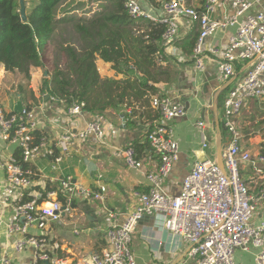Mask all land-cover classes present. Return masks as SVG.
Segmentation results:
<instances>
[{
    "label": "built area",
    "instance_id": "built-area-1",
    "mask_svg": "<svg viewBox=\"0 0 264 264\" xmlns=\"http://www.w3.org/2000/svg\"><path fill=\"white\" fill-rule=\"evenodd\" d=\"M264 0H204L200 7L188 5L186 0H168L156 11L146 8L140 0H126L125 8L136 20L150 19L166 25L163 40L172 46L176 40L182 19H188L197 26L193 39L192 58L196 71L205 68L206 40L214 37L221 28L236 27L225 45L213 50L219 57L220 78L234 81L238 76L236 65L247 63L245 74L233 82L223 101L224 125L230 135L229 144L222 156L225 172L218 159H205L195 163L184 177L176 194H169L164 183L170 176L180 157L179 143L174 136L173 122L186 115L187 109L167 94L152 97L151 106L158 117L153 127L146 132L148 150L157 156L158 165L146 173V191H135V208L122 223H113L105 229L107 245L94 251L80 261H69L56 254L61 246L52 242V224L60 223L71 215L72 198L80 194L86 198H99L100 193L85 188L71 175L61 178V191L71 195L65 200L55 197L39 200V194L32 190L36 172L33 163L39 159L49 160L53 169L59 170L63 153H69L80 142L91 140L99 144L105 139V129L98 119L88 121L79 129H66L57 140L46 136L37 138V113L33 107L6 111L0 102V138L16 146L20 158L15 154L0 156V170L5 174L3 203L12 205L7 218L0 213V225H4L10 236H14L15 253L32 250L31 264H137L132 247L137 223L146 216L158 215L167 231L190 244V255L195 264H244L235 258L237 251L249 252L257 249L255 264H264V223L254 224L253 217L261 200L260 194L250 191L248 183L241 177L240 164L255 165L264 161V155L253 157L241 146L240 134L235 119L241 113L248 99H264V7L255 13L244 15L254 4ZM219 5H229L232 14L215 18ZM44 97L58 100L44 93ZM84 102H75L67 109L68 117L80 115ZM204 127L203 121L198 122ZM58 150V154H56ZM112 154L121 158L129 168L142 169L144 163L131 144L114 149ZM102 192L106 190L101 187ZM53 194V193H51ZM109 213V217H114ZM76 233H79L76 230ZM0 264H14L5 257Z\"/></svg>",
    "mask_w": 264,
    "mask_h": 264
},
{
    "label": "crops",
    "instance_id": "crops-1",
    "mask_svg": "<svg viewBox=\"0 0 264 264\" xmlns=\"http://www.w3.org/2000/svg\"><path fill=\"white\" fill-rule=\"evenodd\" d=\"M203 1L186 0L188 5L194 7H200ZM262 7L264 1L254 4L240 16V22H244L247 14H253ZM158 9L152 8L156 11ZM232 12L229 5H219L215 18L221 19ZM235 30L236 27L231 26L221 28L214 37L206 40L205 68L200 71H196L192 58L193 39L198 33L194 23L182 19L177 38L173 42L175 53L171 52V45L166 47V51L173 57L171 61L174 72L170 80L163 85L161 94H167L173 100L183 103L187 109L184 117L173 122L180 157L164 183V189L169 194L179 192L184 177L196 162L218 159L219 145L221 144L223 151L229 144L230 135L224 125L223 101L233 82L245 74L247 63H238L236 79L225 82L218 74L219 57L213 50L225 45ZM97 64L102 77H122L121 74L117 75L110 63L98 59ZM38 69L40 68L31 70V80L27 83L29 85L24 86L23 74L10 72L2 67L0 102L6 111L18 110L20 106L33 107L37 113L38 130L51 140H57L66 129H79L93 119L100 120L105 129V139L102 143L96 144L87 140L72 147L69 153H63L59 170L53 169L50 161L46 159L33 163L36 175L32 191L39 195L38 190L41 188L48 189V198L59 197L65 200L71 197L61 191L60 181L64 174L73 176L77 183L85 188L100 193L99 198L73 195L72 214L51 226V241L61 246L55 251L56 254L77 262L107 245L105 229L113 223L125 221L135 208V191L148 189L146 173L157 167V156L147 149L140 156L144 163L143 168L133 169L112 152L135 139H143L147 126L155 123V112L153 110L147 118L140 119L131 115V108L120 105L110 107L102 113L84 109L79 116L68 117L66 105L61 103L63 101L59 98L51 100L43 96L45 92L42 89L37 90ZM199 121H203L205 126H199ZM217 121L220 123V131ZM235 122L240 131L242 148L251 152L253 157L264 155V99H248ZM15 152V145L0 138V156L8 157ZM240 174L248 183L250 191L259 195L260 190L264 188V161H258L255 165L242 162ZM102 186L106 187L104 192L101 190ZM4 187L5 174L0 170V213L8 218L12 213V205L3 203ZM109 213H114L115 216L109 217ZM252 221L254 224L264 223V200L260 201ZM76 230L79 233H76ZM14 239V236L7 233L4 225H0V261L9 257L14 264H31L33 251L30 249L24 253H15ZM132 247L137 264H195L190 255V244L167 231L158 215L146 216L137 223ZM256 253L255 248L249 252L239 250L235 253V258L244 264H255Z\"/></svg>",
    "mask_w": 264,
    "mask_h": 264
},
{
    "label": "trees",
    "instance_id": "trees-1",
    "mask_svg": "<svg viewBox=\"0 0 264 264\" xmlns=\"http://www.w3.org/2000/svg\"><path fill=\"white\" fill-rule=\"evenodd\" d=\"M19 1L0 0V70L4 67L29 79L33 68L44 66L48 43L60 30L65 37L55 55V68L44 79L43 92L59 98L67 109L84 102V109L94 113L120 105L131 108V115L140 119L153 113L152 97L161 95L174 72L173 57L163 40L165 24L146 18L137 22L127 12L126 0H102L97 12L77 16L74 10L82 8L80 3L66 9L62 17L57 10L66 0H26L28 18L23 20ZM165 1L140 0L153 9ZM98 59L110 63L122 77H102ZM157 117L155 114L154 119ZM152 127L153 123L146 131ZM146 133L130 143L139 158L148 149ZM35 134L37 138L46 136L39 130ZM15 156L20 158V153L16 151ZM39 189V200L47 199L48 189Z\"/></svg>",
    "mask_w": 264,
    "mask_h": 264
},
{
    "label": "rangeland",
    "instance_id": "rangeland-1",
    "mask_svg": "<svg viewBox=\"0 0 264 264\" xmlns=\"http://www.w3.org/2000/svg\"><path fill=\"white\" fill-rule=\"evenodd\" d=\"M102 0H66L65 3L60 6L57 10L58 12V16L62 17L64 15V12L66 9H72L75 7H78L80 5V3L82 4V8L80 10L75 9L74 13L77 14V16H80L81 14H83L84 11H93V12H89L88 15H91L92 13H94L95 11L97 12L99 9H101L102 6ZM20 11L23 8H25V11L27 12L26 8L28 7V2L26 0H20ZM141 20H138L137 22H140ZM65 36H62V33L60 30H58L52 40L49 41L48 43V47L45 51V55H44V66L36 71L38 76H36L37 80H36V85H37V90L41 91V89L43 88V83H44V79L46 77H48L49 75H51V73L53 72L54 68H55V55L59 50L60 47V42L63 41ZM37 69V68H33ZM20 73V72H19ZM22 74V73H21ZM24 77V76H23ZM33 78V76H32ZM24 79V86H28L29 84H27L30 80L31 77L29 79H26L25 77ZM61 101V100H60ZM64 103V102H61ZM220 115L222 116V111L220 112ZM79 115H76L74 117H77ZM237 126V125H236ZM238 132L239 128L237 126ZM240 134V133H239ZM65 237H67V235L64 234Z\"/></svg>",
    "mask_w": 264,
    "mask_h": 264
},
{
    "label": "water",
    "instance_id": "water-1",
    "mask_svg": "<svg viewBox=\"0 0 264 264\" xmlns=\"http://www.w3.org/2000/svg\"><path fill=\"white\" fill-rule=\"evenodd\" d=\"M20 13H21L22 19L23 20H27L28 17H27V12L25 11V8L22 7ZM217 127H218V130L220 131V123H219V121H217ZM218 164L220 165V167L225 172V165H224V160H223V156H222L221 144L218 147ZM45 264H47V263H45Z\"/></svg>",
    "mask_w": 264,
    "mask_h": 264
}]
</instances>
